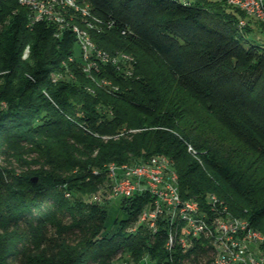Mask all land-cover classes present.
Wrapping results in <instances>:
<instances>
[{"label":"trees","instance_id":"1","mask_svg":"<svg viewBox=\"0 0 264 264\" xmlns=\"http://www.w3.org/2000/svg\"><path fill=\"white\" fill-rule=\"evenodd\" d=\"M77 1L115 20L89 33L135 59L132 74L70 59L73 23L87 28L74 10L62 28L0 0V264H207L203 247L166 250L163 224L129 230L148 195L119 198L112 229V199L92 200L94 167L155 153L183 197L215 194L264 233V45L238 25L246 13L227 0Z\"/></svg>","mask_w":264,"mask_h":264},{"label":"built area","instance_id":"2","mask_svg":"<svg viewBox=\"0 0 264 264\" xmlns=\"http://www.w3.org/2000/svg\"><path fill=\"white\" fill-rule=\"evenodd\" d=\"M53 5V13L43 11L37 14H63L70 9H58L55 0H38ZM244 1L248 9L261 10L264 15V0H239ZM35 2H30L34 6ZM111 24L115 20L107 17ZM238 25L244 26L245 24ZM128 32V27H121ZM101 33V32H99ZM76 35V33H75ZM77 38L78 52L71 54L73 59L80 60V66L84 67L90 75L99 70L104 64L111 65L115 69L114 57H122V62L128 66V72L132 74L135 59H127L124 51L119 53L98 52L93 45H89L84 37ZM116 71V70H115ZM120 74V73H118ZM108 83H101L106 86ZM191 147V146H190ZM159 156L139 160V167H122L121 170H113V167H94L93 174H102L103 181L99 184V190L92 195V200L101 201L104 197L115 199L129 197L135 194H146L149 201L140 211L136 222L129 228L134 231L138 224L145 225L153 233L164 225L166 250L173 252L178 247L182 251H188L196 246L203 247L210 253V247L219 249V258L214 259L215 264H264V253H253L246 244L242 243L243 232L246 225L236 222V228H228V221L208 222L206 211H215L222 208L212 197H208L205 203L192 204L184 208V216H174L176 208V188L173 175L165 174L164 168H158ZM141 162H149L150 170H142ZM66 195H69L66 192ZM256 232V230H253ZM211 259V254H210ZM128 264H134L128 260Z\"/></svg>","mask_w":264,"mask_h":264},{"label":"bare ground","instance_id":"3","mask_svg":"<svg viewBox=\"0 0 264 264\" xmlns=\"http://www.w3.org/2000/svg\"><path fill=\"white\" fill-rule=\"evenodd\" d=\"M56 1V7L58 9H72L76 13L79 14L80 21L87 27L83 28L77 23H73L72 27L77 32V37H84V40L89 44L93 45L98 52L108 53L106 50L98 47L92 40L89 29H93L96 31H101L107 24L109 27H111L113 24L110 23V21H105L97 16H94L92 14V8L89 3H80L77 0H55ZM19 3L27 6L29 8L28 11H30L31 21L34 23L36 21L40 20H47V21H54L58 22L60 24V27L63 28V26L67 23L65 18V13L67 11H63V14H37V12H45V13H53V5L46 4V2L38 1V0H18ZM30 2H35L34 6H30ZM228 3L240 8L243 10L248 17L256 18L262 22H264V15L261 14V10H255V9H248V6L244 1L239 0H227ZM73 17L72 15H70ZM245 19H240L239 24H245ZM32 24V23H31ZM89 28V29H88ZM123 32H125L123 30ZM30 48L27 46L24 51V57H27L29 55ZM124 56L127 59H132L129 55L124 53ZM70 59L73 60L71 57ZM114 64L116 70L119 72H123L124 74L130 75L131 73L128 72V66H125L122 62V57H114ZM64 65H66L64 63ZM83 70L85 68L83 67ZM88 72V71H86ZM62 72H56L54 73L55 80H59L63 78ZM66 78L73 79L74 74L66 71ZM103 83H110V81L103 79ZM192 149V147H190ZM154 155L159 156L158 160V168H164L165 174L173 175L174 177L178 178V172L174 167L173 161L165 154L162 153H155L147 158H154ZM122 167H139V161H124L121 163H118L116 161H109L105 163L104 167H113V170H121ZM141 169L142 170H150V163L149 162H141ZM175 188H176V199L178 203H176V208L174 209V216H184V208L189 205L191 202L192 204H201V202L195 198H185L181 195L179 191V185H178V179L175 180ZM208 197H212L214 200L217 201V203L221 204L222 208H219V210L215 211H206V219H208V222H217V221H224V220H231L228 221V228H236V222H242L246 225V232H243L242 235V243L246 244V246L252 250L253 253H264V233L261 232L258 229H255L249 222V220L245 217L237 216L232 214L229 209L227 208L226 204L218 198L215 194H210ZM253 230H256V232H253ZM166 248V244H164ZM210 254L211 259H209V262L207 264H215L214 259L219 258V249L217 247H210ZM121 264H128V261L125 260Z\"/></svg>","mask_w":264,"mask_h":264},{"label":"rangeland","instance_id":"4","mask_svg":"<svg viewBox=\"0 0 264 264\" xmlns=\"http://www.w3.org/2000/svg\"><path fill=\"white\" fill-rule=\"evenodd\" d=\"M245 20L251 21V27L253 30L251 31L250 36L253 37L257 42L264 45V31L263 28L260 26V20L253 17H249V18L246 17ZM118 202H119V198H115L112 199V201L109 204V217L107 223L109 229H112L114 227L113 225L116 219H118L119 217H124V214L121 212L118 206Z\"/></svg>","mask_w":264,"mask_h":264}]
</instances>
